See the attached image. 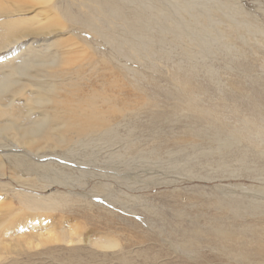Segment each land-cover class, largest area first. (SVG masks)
<instances>
[{"label":"rangeland","instance_id":"1","mask_svg":"<svg viewBox=\"0 0 264 264\" xmlns=\"http://www.w3.org/2000/svg\"><path fill=\"white\" fill-rule=\"evenodd\" d=\"M226 2L193 0L198 10L218 6L213 22L231 36L227 48L209 38L213 51L186 56L183 42L167 35L155 39L162 28L158 21L146 31L153 44L150 53L138 46L131 56L103 37L112 34L122 41V23L109 25L95 15L99 35L84 24L90 9L83 0H0V46L17 38L0 49V65L26 47L55 45L59 60L94 64L82 81L84 91L103 94L122 112L133 113L105 138L85 140L66 151L57 145L58 154L39 158L25 146L10 150L39 173L32 189L8 177L16 169L11 164L15 156L10 162L0 157V172L5 173L0 183L9 182L8 188L27 194L52 193L49 197L57 200L52 208L31 210L11 190L7 196L0 190V234L8 242L16 239L20 251L0 254V262L264 264V0ZM120 3L126 14L139 8L134 0ZM163 4L168 12L179 13L173 0ZM148 6L141 5L146 12ZM242 7L252 17H235L233 12L225 17L226 9ZM177 70L194 85L174 78ZM216 129L218 137L231 138L230 146L216 141ZM191 130L200 134L192 137ZM10 133H2L0 142L18 137ZM46 170L49 178L40 176ZM215 226L226 235L210 234ZM58 235L82 240L67 244L53 238ZM100 250L129 257L105 263L94 255Z\"/></svg>","mask_w":264,"mask_h":264},{"label":"bare ground","instance_id":"2","mask_svg":"<svg viewBox=\"0 0 264 264\" xmlns=\"http://www.w3.org/2000/svg\"><path fill=\"white\" fill-rule=\"evenodd\" d=\"M134 1L139 5V8L130 15L125 13L120 0H83L87 8L90 9V12H88V15L84 19V24L91 27L95 35H99L102 33L101 26L95 22V15L99 14V18L102 21L108 22L109 25L114 24L115 21L122 23L126 32V36L122 41L117 40L112 34L103 35V37L112 47L131 56H134L136 52H138V46L143 47L145 53H150L153 44L152 39H150L146 31L153 22L158 21L161 22L162 28L155 39L161 41L167 35L173 41L183 42V51L186 56H193L195 53L198 54L202 51H213L214 48L210 46L209 38L217 40L221 46L226 48L228 47L227 45L232 42L231 36L228 33H222L216 28V25H214L213 17L215 13L218 15V6L208 8L205 6L198 10L195 9L193 0H173V3L176 4L177 12L179 13H171L164 8L163 0ZM142 3L149 4V11L146 12L145 9L141 7ZM224 3L229 5L226 0H224ZM226 10L228 12H225V17L231 15L229 14L231 12L236 13L233 14L235 17L237 15L245 18H249V16L252 17V12L250 13L251 10L246 7L237 9L228 8ZM238 10L239 12H237ZM261 18L263 17L261 16ZM254 23L258 25L256 22ZM254 23L253 25L255 26ZM255 27L260 28V26ZM134 37H138V39L134 41L132 39ZM14 38H7V41L5 40L2 42L0 49L4 50L11 47L17 40V38H15V40ZM29 47L13 54L15 57L10 56L11 58L9 59H7V57V60L4 59L6 62L4 61V64H1L2 66L0 65V136L4 133V137L5 135L12 134L10 131L18 135V137H14L15 140L13 139L11 142H0V151L3 150V152H0V157H4L10 162V157L14 155L10 150L24 146L27 151L36 156L54 155L58 152L55 150L58 146H60L58 147L59 149L62 147V149L66 151L85 140L105 138L114 132L113 128L119 120L130 117V115L133 116L132 112L124 113L119 107L110 104L109 100L105 99L103 94H99L92 90L89 92L84 91L85 88H83V86L85 84L82 83V81L85 77H88V71L94 68V64H92L91 61L88 60V63L86 59L73 61L71 58L59 60V50L57 51L55 45L49 44L45 47ZM111 51L113 52V50ZM110 54L107 53L106 56H110ZM96 74H94V76ZM173 77L182 78L186 85H194L191 78L187 75L180 74L179 70L173 73ZM237 84L238 83H236V85ZM189 93L191 92H186L185 94ZM97 97L100 98L96 99ZM189 97H191L189 99L193 98V96ZM102 103H104V105H99ZM217 132L220 134V130L216 129V135H214L216 141L225 145L226 148L230 146L232 141L231 138L228 135L225 137H218ZM189 134L192 137H196L200 132L198 130H191ZM14 135L15 134H13V136ZM51 144H53V146L55 144L56 146L53 148ZM35 145L36 147L32 149L29 148ZM62 149L60 151L61 153L64 152ZM14 156L11 164L15 165L14 168L16 169L11 168L10 170L9 167L10 175L8 177H10L12 182H15L16 185L22 186L25 189H32L36 185V180H38L37 174L39 173H37L36 170V173L33 172L34 167H31V163L25 161V157L18 158L16 155ZM33 163L35 164V161ZM40 167H36L35 169H39ZM17 169H21V171L24 172L23 175H26L24 176L26 178H22V175L18 174L20 170ZM47 170L40 176L49 178L50 173H47ZM58 173H60V171ZM4 174L5 173L0 172V175L3 177ZM53 179L54 177H52V181H54ZM57 181H59V179H57ZM57 181L55 176V182ZM8 183L1 182L0 186H3V188L0 190L6 192L5 196L13 193V195L20 200L23 207L27 209L52 208L57 202L55 198L51 199V197H49L52 193L46 195L27 194L29 192H23V189L15 190L17 189L15 186L8 188L9 185L6 186ZM50 186V184L46 185L43 190L47 191ZM8 190H11L12 193L9 194L8 192L11 191ZM2 221L3 219H1V222ZM1 222L0 225L2 224ZM209 233L219 237L225 236L227 232L220 226H215L209 230ZM37 236H39V234ZM2 237V234H0V254L18 255L20 251L19 248H17V240L11 239L15 241V243H12L8 242L10 240L9 238H6L9 240H3ZM51 238L52 236L50 239ZM53 238H61V240L67 244L78 243L82 240L80 236L73 239L71 237L62 238V236L59 237L58 235ZM192 238L196 241L194 237ZM34 241H38V239ZM7 244L10 247H8ZM31 244L32 245L29 243L32 247L36 245L34 243ZM94 255L95 257L98 256L99 260L103 262L106 260L105 263H112L117 260L118 262L123 260L126 261V257H129L121 251H97ZM94 260L96 259L94 258ZM0 264L6 263L0 262Z\"/></svg>","mask_w":264,"mask_h":264}]
</instances>
